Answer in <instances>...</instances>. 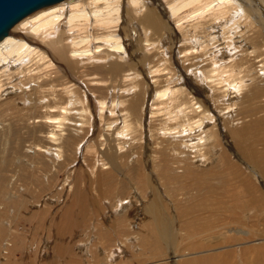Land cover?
Here are the masks:
<instances>
[{
  "label": "bare ground",
  "instance_id": "6f19581e",
  "mask_svg": "<svg viewBox=\"0 0 264 264\" xmlns=\"http://www.w3.org/2000/svg\"><path fill=\"white\" fill-rule=\"evenodd\" d=\"M173 52L180 53L181 65L177 64ZM246 52L249 57L240 58V53ZM144 64L149 75L142 69ZM72 75H77L86 88ZM190 76L199 86L185 85L190 82ZM143 77H151L154 87L158 86L148 98L149 112L154 121L159 116L164 120L163 127L158 129L164 146L159 147L160 143L155 141L156 155L151 159L154 170L159 172L161 187L159 193L154 188L152 198L148 197V192H152L150 178L141 170L140 159L132 157L133 151L123 153L127 146L132 150V139H142L134 131L142 124L138 115L145 109V101H141L146 87ZM203 87L210 91L206 101L199 92ZM108 90L113 96L96 97V106L89 105L87 91ZM12 92L13 97L5 98ZM19 101L23 102L21 106L16 105ZM95 110L99 124H103L106 111L111 117H119L113 122L109 120L107 130H114L118 119L121 122L113 131L118 139L109 147L113 152L94 158V167L105 161L100 165L103 177L99 173L95 175L99 181H113L115 169L124 170L128 187L141 190L145 203H140V207L145 206L147 219L136 230L130 227L135 219L133 213L142 200L135 197L134 191L123 197L116 194L110 205L106 201L105 220L89 222V264H113L111 260L120 257L125 249L131 253L147 252L158 241L162 251H157L160 253L157 256L167 252L165 256L176 264H219L216 251L221 249L219 245H224L220 239L226 240L227 231L233 233L235 240L244 237L243 247L250 250L243 248L240 264H249L248 257L258 256L256 244L247 238L251 230L237 224L226 226L224 222L230 223L222 222L221 216L228 215L238 223L237 219L245 218L249 209V213L264 210V189L257 179L259 176L264 179V0H56L26 13L0 37V117L3 118L0 140L4 141L1 143L4 151L5 133L12 121L19 147L32 152L33 159L51 155L48 161L53 166L66 151L72 152L68 155L71 158L76 155L72 142L81 141L88 134ZM216 111L225 115L223 126L228 129L233 149L221 142ZM16 118L19 122H15ZM24 133L26 137L21 142ZM218 146L221 153L217 155L216 166L195 165V162L206 163L216 155ZM88 151L96 152L93 145ZM169 151L177 157L178 160L173 156L178 166L171 162L169 165ZM118 155L126 156V161L123 159L124 163L113 170L112 166L120 158ZM173 169H181L183 174L188 170L197 176L202 182L201 185L195 180L202 187L197 192L205 198H164L170 195L167 172ZM215 173L230 178L226 179L227 187L241 199L238 205L207 198L208 194L213 197L214 191L207 183ZM109 211L113 215H108L106 220ZM112 230L119 241L112 240ZM132 233L137 237L131 243ZM6 239L3 243L9 249L11 244ZM239 244H232L233 252ZM85 245L82 241L76 243L80 247ZM146 256L149 259L148 253ZM75 257L69 264H80Z\"/></svg>",
  "mask_w": 264,
  "mask_h": 264
},
{
  "label": "rangeland",
  "instance_id": "374dc122",
  "mask_svg": "<svg viewBox=\"0 0 264 264\" xmlns=\"http://www.w3.org/2000/svg\"><path fill=\"white\" fill-rule=\"evenodd\" d=\"M165 44L168 45V42L166 41ZM238 44L240 45L241 43ZM249 50H251V48H249ZM172 55L174 59L177 61V64L181 65L182 59L180 57V53L173 52ZM242 57L248 58L249 57L248 52L243 54L240 53V58ZM138 58H141V55L138 56ZM142 69L147 75H149L148 68L146 67L145 64L142 66ZM179 74L180 73L177 72V76H179ZM72 76L73 78L77 79V81L83 86L82 88H86L84 87V84L78 79L77 75L76 76L72 75ZM143 79L146 81V87L144 89L145 91L142 94L143 96L145 94L144 97L142 96L144 100H142L143 99L142 98L141 101L142 102L145 101L144 102L145 109L144 112L142 111L138 115V117L141 118L139 123L142 122V124L138 126L137 130L134 127V130L137 131L136 133L134 131V134L137 135L138 137L141 136L142 139L141 140L137 139V141H134V139H132V145H131L132 150L127 146L126 150L123 153L124 155H126V154H131V152L133 151L135 154L132 157L135 158L137 156V158L140 159L139 165L141 170L144 171L145 174H147L148 178H150L149 185L151 184L152 192L151 191L148 192V197L152 198L153 193L155 192L154 188L156 192L159 193V188L161 187L160 177L158 174L159 172L157 170H154L153 168L154 162L151 159L153 155L154 157L156 155L155 154L156 149H153L154 142L155 141L159 142L160 143L159 147L164 146V142L161 141L160 136L158 135V129L160 130V128L163 127L161 124L164 122V120H161L162 118H160L159 116L156 119V121H154V118L149 112L150 111L149 104L151 101L148 102V98L153 95L154 91L157 89L158 86L154 87L153 85L154 82H151L152 81L151 77H143ZM185 85H187V87H191V85L194 87L199 86L197 81L195 83L193 77L190 78V82H186ZM199 90L198 91L201 93V98L203 100L206 101L207 99H209L210 91L208 90V88L203 87V88H199ZM109 92H111V90H108V92L87 91L86 94L89 95V100H90L89 105L91 107L92 105L96 106L97 103L96 99L99 97H106V96L109 97L110 94L113 96L114 93L112 92L109 93ZM13 96H14V92H12V94L10 93L5 95V98L8 99ZM31 102H34V100H32ZM22 104L23 102L21 101L16 103V105L18 106H21ZM208 104H210V102ZM146 105L148 107H146ZM6 112L9 113V111ZM93 112L95 116L93 117L92 120L93 121L91 124L92 126L89 125L88 134L81 141L75 139L73 140L74 142H72V146H71L72 149L73 147L76 146V155L72 156L71 158H68V155L70 156L72 152L66 151L67 153L65 152L64 155H61L62 160L61 159L57 160L58 164L57 162H55L53 166L52 163L49 164L51 161H48L51 155H48L49 158L47 157V155L45 157L44 154L38 159H36L35 157L33 159L32 155H30L32 154V152L27 153L25 152L26 148L19 147V142L16 139L17 132L13 128L14 122L12 123V121L10 120L11 121L10 127L5 133L7 139L5 151L3 149V146H1V143H4V141L0 140V195H1L0 196V264H69L71 258L75 257L74 255H78L77 257H80V259L77 257L74 258V260H78L80 264H82L83 261H86L89 264L90 263L88 261L89 254H87L89 251L88 247L90 246L91 243V238H90V242L88 241L89 239L88 236L91 234L90 233L91 227L89 222L95 221L99 223L105 220L103 211L105 210V206H108L106 201H109L108 204L110 205L115 200L117 196L116 194H119V197H123L124 195L130 194L133 191L136 198L142 199L140 196L141 190L132 188L131 186L130 188L128 187L129 183L127 181L124 170H121L119 168L115 169L116 167L124 163L122 162L123 159L126 161V156L121 157L118 155L120 158H117L116 160L117 164L115 163L116 165L112 166L113 170L115 169L113 174L114 177L113 181L102 182L101 180L99 181L97 175H95L99 173L100 178L103 177L104 171H100V165L105 161L103 160V162H101L100 165H96L94 167V158L100 159L102 153L113 152V149H110L109 147L114 146L116 142H118V139L115 138L113 131L119 128L121 122L118 119L117 121L119 122L116 121V123L114 124V130L113 128L107 130L106 124L109 123L110 121L113 122L116 118L119 117L116 116L111 117L106 111V113L104 114L106 116L104 117V119L106 120V121L104 120L105 123L103 121V124H99L98 116H96L97 110ZM216 112H217L216 123H217V128L220 132L221 142L227 145L229 149L230 147L233 149L232 147L233 141L228 133V129L223 126V123L225 121V115H223L221 111L220 112L216 111ZM148 116L151 119H149ZM1 119L3 118L0 117V120ZM15 122H19L17 118ZM136 124L138 125V123ZM21 132H23V130ZM25 137L26 135L24 133L22 135L21 142ZM10 139H12L11 144H10ZM92 145L95 147L96 150V152L94 153L88 151V147ZM150 145L152 146L151 149H150ZM159 147H157V149ZM10 148H12V151H9ZM219 148H220L219 146L216 147V155L213 154L211 159H209L206 163L195 162V165L197 164V167L200 168L216 166L217 155L221 153ZM177 152L178 151H176V153ZM170 154H172V152L169 151L168 158L169 160H171L169 161V165L171 162L174 166L176 165L178 166V164H176L177 161L175 160L177 159V157L175 156V154L174 155L173 154L170 155ZM173 156L175 157V159ZM107 157H109V154ZM26 158L29 159V161ZM66 159H67V163L68 164L70 163L69 165L66 164ZM60 162H62L63 164ZM50 166L52 168H50ZM179 172L181 173V175H176V174H180ZM247 173H250L249 169H247ZM167 174L170 176L167 181V186L169 185V189H170V195H165L163 196L164 198L176 199V200H180V199L185 200V198H194V197L203 200L205 198L204 196H202L200 192H197L199 191V189H202L201 187L202 182H200V179L197 176L190 174V171L187 170L186 173L183 174V171L181 169H179V171L173 169V170H169ZM182 174H183V178L181 177ZM217 175L220 176L216 177ZM178 176L180 177V179ZM189 176L191 177L189 178ZM221 176L223 177V179H220ZM197 179L201 185L196 182ZM226 179L228 181L230 179L226 174L215 173V176L211 177L209 179V182L207 183V185H209L211 190L214 191L215 193L212 192L213 197H210V195L208 194L210 198L208 196L207 198L209 200H213V199L215 200L220 199L221 201L228 200V202L236 206L239 204L238 202L241 201V199H239L236 196L235 191L233 190L230 191V189H228ZM257 179L259 181V186H261L264 189V179L260 176L257 177ZM251 180L254 179L251 177ZM246 182H248V180ZM193 186H195L194 190L196 191V193L195 191H193ZM28 188H30V190ZM223 189L226 190L224 191ZM228 191L231 193V196L229 195ZM17 192L19 193V195L16 194ZM201 192H203V190ZM182 196L183 199L181 198ZM144 200L145 199H142L141 202H139L138 208L133 213L135 219H134V223L131 224L130 227L135 230L137 229L141 221L147 219L145 215V211H143L145 209V206L144 209H141L140 207L141 204L143 205L145 203ZM97 210H99V212L95 214ZM249 210L247 211L248 213L246 214L245 218L240 217L237 219L238 223L233 221L231 218H229L228 215L221 216V213H219V216H221V218L224 217V220H222V222L229 221L230 224L224 222L226 223V226L228 225L234 226L235 224H237L241 228L245 227L246 230L248 229L251 230V234L248 235L247 238L251 239V243L256 244L254 245V247H256L255 252L256 254L258 253V256L254 257L255 256L254 255L253 258L251 256L250 258L248 257L250 262L249 264H264V243H262L264 241L260 240V239H264V210H261V212L260 211L257 212V210L254 212L250 211L252 215L249 213ZM230 213L232 212L230 211L229 214ZM106 215H107L106 218L107 220L109 218L108 215H113V214L112 212L109 211ZM18 216L19 218H17ZM73 217L74 218L77 217L75 218V220L79 218L78 219L79 221L78 220L75 221ZM232 218L235 219L233 216ZM69 220L71 221L73 220V222ZM8 222L10 223V225H8L9 224ZM100 231L102 232V230ZM225 234L226 235H224V239L226 240L223 241L222 238L220 239V241L222 240L221 244L224 245H219L221 249H218L216 251V253H218V256L220 257L219 264L242 263L243 261L242 255L244 254L245 250L247 252L250 251L248 247L247 249L243 247L244 241L243 242L241 241L243 240L244 237L235 240L234 235L232 237L233 233L231 234L230 231H227ZM112 235H113L112 238L113 241L114 239L119 241V239L116 236V233L113 230H112ZM227 235H229L230 237ZM90 237H92V235ZM94 237L95 239H98L97 236ZM136 237H137L136 233H132L130 235L129 241L132 243L133 240L136 239ZM6 238L9 239L8 243L11 244L10 246L11 248L9 249H6L5 247L6 243L5 244L3 243L4 242L3 240H5ZM80 241L86 243V245L83 247L76 246V243ZM138 241L139 239L136 241V243H138ZM238 242H240L239 247L237 248V250L238 249L239 250L233 252L232 250L234 247L232 246V244ZM205 247L206 246L201 248H205ZM151 248H148V251H150L151 249L150 252L148 251L146 252L143 250L139 252L136 251V253L135 252L131 253L129 249L128 250L125 249V252L120 256L121 258L116 257L112 259L111 262L113 264H120V263L121 264H134V263L135 264H158V263L176 264L175 261L171 259V257L165 256L167 255V252L165 253L163 251V253L165 254L161 256L162 258L160 256H157L158 254H160L158 252L162 251L161 250L162 245L160 244L159 241L156 242L154 245H151ZM257 248L259 249L258 252H257ZM147 253L150 256L149 259L146 256ZM136 255H138V257ZM151 257L155 258V260L151 261ZM129 258H130V262L128 263L127 261L129 260ZM251 258L253 260H251ZM144 259L147 260L148 263L147 262L145 263ZM194 264H198V262H195Z\"/></svg>",
  "mask_w": 264,
  "mask_h": 264
},
{
  "label": "water",
  "instance_id": "95a60500",
  "mask_svg": "<svg viewBox=\"0 0 264 264\" xmlns=\"http://www.w3.org/2000/svg\"><path fill=\"white\" fill-rule=\"evenodd\" d=\"M56 0H0V37L26 13Z\"/></svg>",
  "mask_w": 264,
  "mask_h": 264
}]
</instances>
